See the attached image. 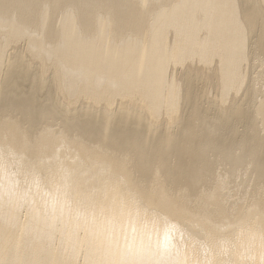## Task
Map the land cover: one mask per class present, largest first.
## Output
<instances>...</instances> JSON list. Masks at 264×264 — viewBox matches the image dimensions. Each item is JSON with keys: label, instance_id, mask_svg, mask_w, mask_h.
<instances>
[{"label": "bare ground", "instance_id": "6f19581e", "mask_svg": "<svg viewBox=\"0 0 264 264\" xmlns=\"http://www.w3.org/2000/svg\"><path fill=\"white\" fill-rule=\"evenodd\" d=\"M0 149L63 205L0 202V264H127L134 218L135 264H264V0H0Z\"/></svg>", "mask_w": 264, "mask_h": 264}, {"label": "clouds", "instance_id": "9594fccd", "mask_svg": "<svg viewBox=\"0 0 264 264\" xmlns=\"http://www.w3.org/2000/svg\"><path fill=\"white\" fill-rule=\"evenodd\" d=\"M21 165L22 161L15 159L14 153L6 155L0 149V202L5 199L25 200L35 206L39 201L45 211L52 212H55L58 206L62 208L59 189L49 191L43 188L40 176L21 170ZM37 214L39 215L38 208ZM118 231L124 243L127 264H135L136 250L147 243L149 238H157V226L149 221L141 222L135 218L126 221ZM194 245L195 241L192 246ZM166 251L171 257L169 264H199V261L191 258L192 253L182 233L170 234Z\"/></svg>", "mask_w": 264, "mask_h": 264}]
</instances>
